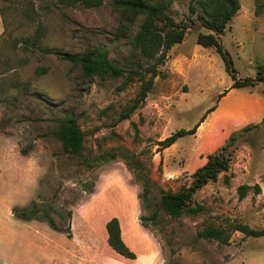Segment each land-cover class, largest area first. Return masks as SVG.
Masks as SVG:
<instances>
[{"label": "rangeland", "instance_id": "374dc122", "mask_svg": "<svg viewBox=\"0 0 264 264\" xmlns=\"http://www.w3.org/2000/svg\"><path fill=\"white\" fill-rule=\"evenodd\" d=\"M241 1H247L243 10L251 18L239 22L234 15L219 41L237 78H254L264 65V0ZM110 2L86 7L63 0H0V264H62L65 258L73 263V251L83 240L90 242L94 257H105L109 264H264V236L233 231L227 244L198 236L209 225L264 228V119L250 123L257 125L237 139L229 181L222 172L194 194L203 212L171 217L158 209L160 191L188 185L199 159L207 155H196L190 135L167 148L160 149L158 142L191 128L232 85L220 55L196 43L197 32L209 30L198 21L189 23L196 16L189 12V0H171L174 19L191 28L167 52L160 66L165 76L154 79L128 118L119 115L136 94V80L119 90L123 77H84L77 64L53 53H81L101 45L122 65L134 32L116 37L119 13ZM259 4L263 19L254 16ZM39 30L36 45L20 41L33 40ZM180 51L190 64L185 77L167 65ZM257 82L254 88L232 87V93L264 105V82ZM67 114H74L84 132L82 156L64 153L55 136L57 120ZM106 154L114 158L98 165L96 158ZM256 183L260 192L250 189L239 196V185ZM90 185L93 191L87 193ZM32 201L47 208L57 226H70L77 248L46 219L16 214V208ZM154 210L158 215L149 219ZM115 215L123 240L136 252L134 261L108 244L106 223ZM140 215L148 228L140 224Z\"/></svg>", "mask_w": 264, "mask_h": 264}, {"label": "trees", "instance_id": "16d2710c", "mask_svg": "<svg viewBox=\"0 0 264 264\" xmlns=\"http://www.w3.org/2000/svg\"><path fill=\"white\" fill-rule=\"evenodd\" d=\"M67 4H82L86 7H94L102 4L103 0H63ZM112 9L119 13V24L116 31V37L128 36L132 31L131 53L130 56L118 65L109 57V52L101 45H94L81 53L53 52L50 49L42 48L44 52H53L62 59L77 64L80 67L84 77L98 76L104 77H123L118 89H124L130 82L139 83L135 96L130 103L123 109L119 119L128 118L129 115L138 108L145 100L148 92L153 87L154 79L159 76L163 78L164 72L160 66L164 65L166 54L170 47L183 41L186 30L191 28L190 24L198 21L202 27L209 30L208 33L197 32L196 43L203 47L213 48L224 61L225 70L232 79V87L253 86L257 81L264 82V65L257 67L254 78H237L236 71L231 65L227 52L222 48L219 35L224 32L230 19L240 9V0H189L188 9L190 14H195V18H188L189 23L178 22L171 14V0H111ZM261 4L256 5L255 15L261 14ZM199 8V9H198ZM141 19L140 24L134 31L135 23ZM42 34L39 30L36 38L33 40L25 37L20 41L25 44H37V39ZM214 107L206 110L205 114ZM205 114L200 118L202 121ZM198 122L189 129H178L158 142L161 148L171 146L178 138L193 134ZM257 124H248L244 127L230 133L225 142L216 150L206 155V161L195 169L191 174V181L176 191H160L158 200V209L166 215L178 217L183 214L197 215L205 210V207L194 202V194L204 185L215 181L220 173H224L223 179L228 182L231 174H227L231 165L232 149L238 138L243 137ZM56 138L60 141L61 149L64 153L72 156H82L84 149V132L74 114H67L57 120ZM114 158V154H106L96 158L97 164L100 161H107ZM94 185L86 187L87 193L93 191ZM238 193L243 197L252 189L254 193L261 191L259 184H241L238 186ZM140 207H142L141 197L138 195ZM16 214L25 220L46 219L48 224L56 231L64 233L71 237V228L57 226L53 217L50 216L48 209L40 207L35 201L29 206L16 208ZM158 215V210H154L149 219H154ZM69 216L71 213L69 212ZM141 225L148 228L146 218L142 215ZM108 244L118 254L134 259L136 254L124 242L121 235L119 219L112 216L106 223ZM233 231H239L245 236L261 237L264 236V228L255 229L247 224L234 223L229 228H221L209 225L198 232V236L207 239H216L223 244H227L230 234Z\"/></svg>", "mask_w": 264, "mask_h": 264}, {"label": "crops", "instance_id": "0c3cea01", "mask_svg": "<svg viewBox=\"0 0 264 264\" xmlns=\"http://www.w3.org/2000/svg\"><path fill=\"white\" fill-rule=\"evenodd\" d=\"M245 3H247V1L243 3L240 0V9L236 13L237 20L239 22H245L246 19H250L252 16L250 14H246L243 10ZM248 6L251 7V5ZM254 16L263 19L261 15ZM179 55L181 56L174 59H170V64H168L167 62V65H170L173 72L185 77L187 69L186 65H190L189 59L185 55H183L181 51L179 52ZM174 65L177 68H175ZM256 84H258V82ZM254 86L255 85L251 87L254 88ZM252 101L253 99L251 97H246L242 93H232V86H230L229 89L222 93L220 99L218 100V103L214 106L213 110L207 112L203 117L202 121H197L198 125L196 127L195 132L193 134H188L192 136L193 142L196 145V155H199L201 153L208 154L213 152L225 142L230 133H232L233 131L238 130L250 123L261 122L264 119V105H259L258 103ZM175 142L173 144H175ZM192 154L194 153L192 152ZM199 160H201L200 166L206 161L205 157ZM232 167L233 166L230 165V170L232 169ZM115 216L119 219L117 215ZM73 219L74 217L72 218V220ZM80 242V249H77L78 252L73 251L75 253L74 255H72L71 259L73 263L68 262V260L65 258L62 261V264H105L107 262V258L105 257H102L100 255L94 257V255H92L93 250L91 249L90 242L85 240ZM67 243L70 244V246H73L75 249L76 242H74L71 237L70 239H68ZM126 245L130 248L127 243ZM116 254L131 261L136 260V257L134 259H130L118 253ZM107 264L109 263L107 262ZM145 264H149V262L146 261Z\"/></svg>", "mask_w": 264, "mask_h": 264}]
</instances>
